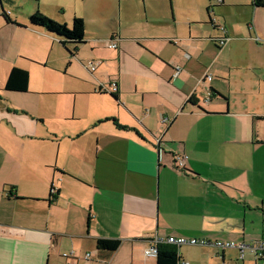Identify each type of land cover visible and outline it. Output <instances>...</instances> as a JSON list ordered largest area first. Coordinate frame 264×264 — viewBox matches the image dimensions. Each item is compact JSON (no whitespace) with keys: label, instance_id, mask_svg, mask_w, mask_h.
Returning a JSON list of instances; mask_svg holds the SVG:
<instances>
[{"label":"crops","instance_id":"crops-1","mask_svg":"<svg viewBox=\"0 0 264 264\" xmlns=\"http://www.w3.org/2000/svg\"><path fill=\"white\" fill-rule=\"evenodd\" d=\"M141 1L144 11L114 29L106 48L91 46L86 33L65 55L66 69L76 62L80 70L70 86L37 87L30 76L27 92L6 90L13 67L32 72L25 47L0 71V264H157L145 249L158 235L264 239V5ZM8 12L25 27L3 19L6 26L70 54L58 36ZM7 54L0 50L1 60ZM44 93L61 96L49 101L53 112ZM98 239L121 244L100 251ZM177 251L181 264H214L215 254L221 264L248 256L264 264L250 247L243 260L238 249L214 244Z\"/></svg>","mask_w":264,"mask_h":264},{"label":"rangeland","instance_id":"rangeland-1","mask_svg":"<svg viewBox=\"0 0 264 264\" xmlns=\"http://www.w3.org/2000/svg\"><path fill=\"white\" fill-rule=\"evenodd\" d=\"M2 4L7 11H10L13 16L19 20V22L25 23H29V16L37 8H39L42 13L46 14L42 10V6L51 11L52 16L49 14H46V16L60 22L54 17V12L58 10V16L61 18L60 23L67 24L69 27H72L73 17L75 15L79 16L83 18L86 23V33L89 35L88 42L96 49H101L102 47L106 48L107 42H109V36L114 29H119L120 24L124 28L132 26V22L127 19H131L137 11L140 13L144 11L141 0H2ZM31 10L33 12H31ZM121 12L122 17H124V20L122 18V23L120 20ZM89 47L87 51L90 50ZM21 49H23L25 54L22 58H26L29 61L31 60V62L33 61L31 64L32 72L28 71L32 83L37 87L46 85L54 89V87L61 86V83H67L70 86L74 78V72L80 71L76 68V62H73L68 70L66 69L69 58H65V55L70 56L71 59V54L67 53L58 43L40 34H29V32L23 30L12 29L6 26L3 18L0 16L1 56L4 57L6 52H8L7 55H9L6 61L1 60L2 57H0L1 73L6 63L14 61L12 59L15 57L10 58V55L14 54L15 51H22ZM19 62L20 64L28 65L26 60H19ZM78 64L84 69L83 71L87 72L84 67L87 66L86 63L79 61ZM40 97H42L45 102L46 110L48 112H53L55 105L48 106L49 101H54L61 96L56 93H44ZM65 97H67V95H65ZM75 123L77 122L64 121L62 125H71ZM184 248L185 246L183 249ZM215 257L216 259L213 260V263L221 264L219 255L215 254ZM252 259V257L248 256L245 264H252ZM229 261L228 257L227 262L225 261L226 264H228Z\"/></svg>","mask_w":264,"mask_h":264},{"label":"trees","instance_id":"trees-1","mask_svg":"<svg viewBox=\"0 0 264 264\" xmlns=\"http://www.w3.org/2000/svg\"><path fill=\"white\" fill-rule=\"evenodd\" d=\"M255 5H264V0H254ZM1 16L8 24H15L20 27H25L24 25L13 20L7 10H2ZM29 24L32 26H39L45 28L48 32L55 34L60 38V42L64 47L72 46L69 50L71 55H74L78 49V46L85 43L86 39V24L83 18L79 16H74L72 20V27L67 24H62L52 18L46 16L42 13L39 8H37L29 16ZM30 85V73L28 70L13 67L9 73L6 90L15 92H27ZM190 102L195 103L194 98L190 99ZM59 197V190H56L52 185V191L50 192L49 201H56ZM121 241L117 239H98L97 248L100 251H115L120 246ZM176 245L163 243L159 246V252L156 256L157 264H181L182 258L177 251Z\"/></svg>","mask_w":264,"mask_h":264},{"label":"built area","instance_id":"built-area-1","mask_svg":"<svg viewBox=\"0 0 264 264\" xmlns=\"http://www.w3.org/2000/svg\"><path fill=\"white\" fill-rule=\"evenodd\" d=\"M219 27L224 33L227 32L226 28L224 26L219 25ZM219 43H220V45H224L226 43V38L225 37L221 38L219 40ZM109 47L115 49L117 47V44L111 43ZM97 66H98V63L93 62V63L89 64V67L92 71H95ZM118 86H119L118 82L116 80H112L109 89L111 91L115 92L118 90ZM184 160H185V157H182V156L178 157V160H177L178 165L183 166ZM163 243L176 245L178 247L185 245V244L200 245V246H207L210 244H214L215 246L222 248V249L236 248L240 252L239 258L241 260H243L245 249L250 247V248H252V250L254 252H256L258 260L261 262H264V239L259 241L257 244H249L247 242L237 243L234 241H221V240H217V241L212 242V241H209L208 239H205V238L185 237V236H175V235L162 237V236L158 235L152 239V242L149 245V247L145 249V255L146 256H153V257L157 256V254L159 252V246ZM63 257L64 258H74L75 255H74V252H65V253H63ZM85 258L89 259L90 253H87L85 255ZM68 264H76V263L71 261ZM186 264H189V263L187 262ZM230 264H239V263L235 262V263H230Z\"/></svg>","mask_w":264,"mask_h":264},{"label":"water","instance_id":"water-1","mask_svg":"<svg viewBox=\"0 0 264 264\" xmlns=\"http://www.w3.org/2000/svg\"><path fill=\"white\" fill-rule=\"evenodd\" d=\"M0 5L2 6V8H3V5H2V0H0Z\"/></svg>","mask_w":264,"mask_h":264}]
</instances>
